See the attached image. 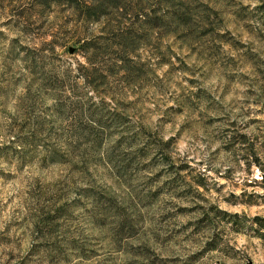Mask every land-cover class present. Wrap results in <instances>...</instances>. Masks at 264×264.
Instances as JSON below:
<instances>
[{
  "label": "rangeland",
  "instance_id": "374dc122",
  "mask_svg": "<svg viewBox=\"0 0 264 264\" xmlns=\"http://www.w3.org/2000/svg\"><path fill=\"white\" fill-rule=\"evenodd\" d=\"M178 1L88 81L119 16L0 0V264H264V0Z\"/></svg>",
  "mask_w": 264,
  "mask_h": 264
},
{
  "label": "trees",
  "instance_id": "16d2710c",
  "mask_svg": "<svg viewBox=\"0 0 264 264\" xmlns=\"http://www.w3.org/2000/svg\"><path fill=\"white\" fill-rule=\"evenodd\" d=\"M65 4L78 8L86 17L119 16L123 24L103 38L102 47L91 41L76 40V53L85 60V79L93 80L99 73L109 68L115 69L116 75L127 74L134 64V55L144 42L157 36L161 39L164 33L175 29L192 31L208 24L204 14L194 12L191 4L170 0L156 4L151 8L150 0H62ZM106 48V49H105ZM111 49L108 60L104 58L106 50ZM103 61V62H102ZM105 61V62H104ZM264 179V178H262Z\"/></svg>",
  "mask_w": 264,
  "mask_h": 264
}]
</instances>
